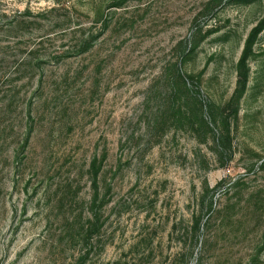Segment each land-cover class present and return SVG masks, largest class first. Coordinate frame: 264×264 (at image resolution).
Listing matches in <instances>:
<instances>
[{"label":"rangeland","instance_id":"1","mask_svg":"<svg viewBox=\"0 0 264 264\" xmlns=\"http://www.w3.org/2000/svg\"><path fill=\"white\" fill-rule=\"evenodd\" d=\"M262 20L0 0V264H264Z\"/></svg>","mask_w":264,"mask_h":264},{"label":"trees","instance_id":"2","mask_svg":"<svg viewBox=\"0 0 264 264\" xmlns=\"http://www.w3.org/2000/svg\"><path fill=\"white\" fill-rule=\"evenodd\" d=\"M262 31H264V20L260 21L251 30V32H250V34H249V36H248V38L246 40V43H245L241 58H240V60L238 62V76H239V79H238V82H237L238 86H237L236 92L238 93L239 96L243 93L244 87H245V84H246V81H247L246 70H245V62H246L248 56L251 53L252 46L254 44L255 39L257 38V36ZM262 167H264V162H262ZM96 174H97V172L95 171L94 172V179L96 178Z\"/></svg>","mask_w":264,"mask_h":264}]
</instances>
